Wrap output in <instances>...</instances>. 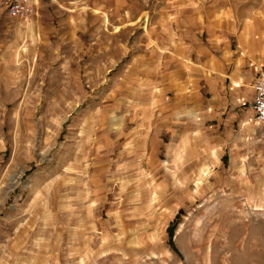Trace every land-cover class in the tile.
<instances>
[{
	"label": "rangeland",
	"instance_id": "obj_1",
	"mask_svg": "<svg viewBox=\"0 0 264 264\" xmlns=\"http://www.w3.org/2000/svg\"><path fill=\"white\" fill-rule=\"evenodd\" d=\"M221 69H264V0L0 6V264H264V125L215 120Z\"/></svg>",
	"mask_w": 264,
	"mask_h": 264
},
{
	"label": "crops",
	"instance_id": "obj_2",
	"mask_svg": "<svg viewBox=\"0 0 264 264\" xmlns=\"http://www.w3.org/2000/svg\"><path fill=\"white\" fill-rule=\"evenodd\" d=\"M259 73H244L240 70L228 72L224 69L211 71L209 78H206V86L211 92V112L215 120L219 117V121L223 122L227 112L225 122L229 123L240 116L242 106L251 109L255 96L253 86Z\"/></svg>",
	"mask_w": 264,
	"mask_h": 264
},
{
	"label": "built area",
	"instance_id": "obj_3",
	"mask_svg": "<svg viewBox=\"0 0 264 264\" xmlns=\"http://www.w3.org/2000/svg\"><path fill=\"white\" fill-rule=\"evenodd\" d=\"M0 6L11 19L27 20L36 10V0H0ZM254 99L251 109L256 121L264 125V69L254 83Z\"/></svg>",
	"mask_w": 264,
	"mask_h": 264
},
{
	"label": "bare ground",
	"instance_id": "obj_4",
	"mask_svg": "<svg viewBox=\"0 0 264 264\" xmlns=\"http://www.w3.org/2000/svg\"><path fill=\"white\" fill-rule=\"evenodd\" d=\"M257 210H261V209H257Z\"/></svg>",
	"mask_w": 264,
	"mask_h": 264
}]
</instances>
